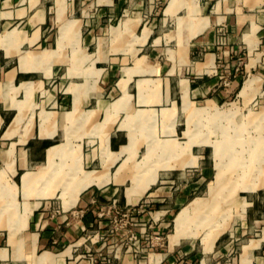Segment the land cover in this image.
I'll use <instances>...</instances> for the list:
<instances>
[{
  "label": "crops",
  "instance_id": "obj_1",
  "mask_svg": "<svg viewBox=\"0 0 264 264\" xmlns=\"http://www.w3.org/2000/svg\"><path fill=\"white\" fill-rule=\"evenodd\" d=\"M155 1L0 0V264H264L255 199L238 254L226 231L173 240L204 156L184 105L259 93L264 0Z\"/></svg>",
  "mask_w": 264,
  "mask_h": 264
},
{
  "label": "rangeland",
  "instance_id": "obj_2",
  "mask_svg": "<svg viewBox=\"0 0 264 264\" xmlns=\"http://www.w3.org/2000/svg\"><path fill=\"white\" fill-rule=\"evenodd\" d=\"M155 6L157 9L162 7L163 1L156 0ZM108 20L113 21L110 18ZM240 60L243 62V56ZM250 84L251 81L245 84V88ZM259 87L258 94L233 96L215 106L207 102L211 107L204 112H194L192 106H184L187 113L184 114L186 136L201 144L204 156L195 167V179H199L200 186L191 192L187 200L186 204L190 208L189 221L184 226L186 234L184 233L185 238L181 240L179 249H202V239L207 240L226 231L229 233V240L232 239L234 256L240 252L243 240L257 232L248 230L241 235L240 218L246 198L257 201L254 212L264 217V72ZM203 104L201 102L194 107L199 110ZM216 147H220V155L215 152ZM219 167L222 173L217 178ZM188 169L190 168H187V172ZM191 174L194 175L193 172ZM176 213L174 211L172 217ZM129 218L123 216L117 226L118 231L123 232L124 247L136 240L130 239L131 234L136 232L135 224ZM172 231L173 227L170 233ZM155 236L158 235L149 237L148 245H161L162 238L156 239ZM88 242L90 238L86 241ZM182 264L189 263L183 261ZM191 264L196 263L192 261Z\"/></svg>",
  "mask_w": 264,
  "mask_h": 264
},
{
  "label": "bare ground",
  "instance_id": "obj_3",
  "mask_svg": "<svg viewBox=\"0 0 264 264\" xmlns=\"http://www.w3.org/2000/svg\"><path fill=\"white\" fill-rule=\"evenodd\" d=\"M250 82V81H249ZM248 82V84H249ZM206 103V102H205ZM185 107H190L191 104H189V102H186ZM211 106L208 105L207 103L199 110L197 109H194V112H204V111H207L208 108H210ZM236 151V150H235ZM215 152L219 155L221 154V150H220V147H216L215 148ZM240 152V151H239ZM223 153V152H222ZM218 156V155H217ZM223 156V155H221ZM222 159V158H221ZM224 169V168H223ZM223 171V170H222ZM221 167H219L217 169V173H216V177L219 178L220 175H221ZM193 204V203H192ZM189 206H185L183 207L179 213H177L176 217H175V233L173 235V240H177L180 236L184 235L185 231H184V226L185 224L187 223L188 218H189V214H188V211H189ZM186 234V233H185ZM207 237V236H206Z\"/></svg>",
  "mask_w": 264,
  "mask_h": 264
},
{
  "label": "built area",
  "instance_id": "obj_4",
  "mask_svg": "<svg viewBox=\"0 0 264 264\" xmlns=\"http://www.w3.org/2000/svg\"><path fill=\"white\" fill-rule=\"evenodd\" d=\"M113 204V208H114V212H113V215H112V222H113V226L118 229V224L122 221V217L123 216H129L130 215V211H132L131 209H126V210H122V209H119V208H116L115 207V201L112 202ZM147 199L146 198H143L141 199L137 205L134 207V209L137 211V212H141V211H144L147 207ZM91 237L90 234H87L85 235L84 239L88 240L89 238ZM99 237H102L101 235H99ZM156 239H159L161 237L159 236H155ZM130 239H137V234H131L130 236Z\"/></svg>",
  "mask_w": 264,
  "mask_h": 264
}]
</instances>
